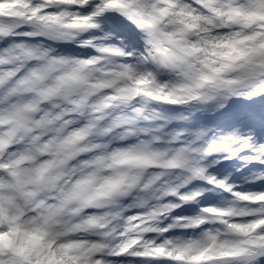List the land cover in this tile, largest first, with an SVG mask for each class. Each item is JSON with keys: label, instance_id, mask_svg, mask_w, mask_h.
Masks as SVG:
<instances>
[{"label": "snow or ice", "instance_id": "snow-or-ice-1", "mask_svg": "<svg viewBox=\"0 0 264 264\" xmlns=\"http://www.w3.org/2000/svg\"><path fill=\"white\" fill-rule=\"evenodd\" d=\"M0 264H264V0H0Z\"/></svg>", "mask_w": 264, "mask_h": 264}]
</instances>
